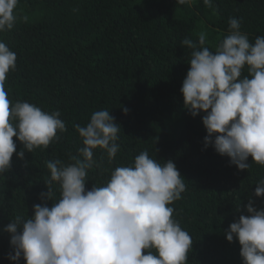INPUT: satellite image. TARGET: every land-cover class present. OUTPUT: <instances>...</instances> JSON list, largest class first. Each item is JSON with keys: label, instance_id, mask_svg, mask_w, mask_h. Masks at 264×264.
<instances>
[{"label": "trees", "instance_id": "1", "mask_svg": "<svg viewBox=\"0 0 264 264\" xmlns=\"http://www.w3.org/2000/svg\"><path fill=\"white\" fill-rule=\"evenodd\" d=\"M14 14L13 29L0 32L17 56L5 81L8 98L59 111L67 131L33 152L13 137L24 157L14 152L11 168L0 175V264H16L8 258L13 247L5 227L17 216L31 218L35 204L50 207L60 198L58 185L53 200L41 196L48 191L46 162L70 163L83 146L74 125L86 126L99 110L120 126V149L111 161L94 150L86 190L106 184L116 167L132 165L144 150L161 164L172 160L186 185L169 206L193 239L188 264H243L241 245L235 237L229 242L225 230L250 215L249 201L264 208V196L255 195L264 166L249 156V168L239 170L211 144L204 147L205 113L193 117L180 91L192 52L181 42H198L203 32L215 52L234 17L254 43L264 36V0H212L211 7L203 0H19ZM18 264H26L22 256Z\"/></svg>", "mask_w": 264, "mask_h": 264}, {"label": "clouds", "instance_id": "2", "mask_svg": "<svg viewBox=\"0 0 264 264\" xmlns=\"http://www.w3.org/2000/svg\"><path fill=\"white\" fill-rule=\"evenodd\" d=\"M190 2L177 0L181 5ZM18 3L0 0V32L13 29ZM203 3L212 6V0ZM240 28V21L230 18L229 34L215 52L205 46L203 32L198 42H181L192 52L180 91L193 117L205 113L204 147L211 144L244 170L250 166L249 156L264 166V36L251 43ZM16 59L0 40V175L12 166L13 137L33 152L67 131L59 111L49 113L26 101L9 100L5 81ZM245 67L248 74L242 76ZM74 127L83 144L78 155H70L68 164L46 162L48 191L41 196L53 200V186L58 185L60 198L50 207L35 204L31 218L17 216L5 227L14 253L8 258L16 264L21 256L26 264H188L193 239L169 206L186 190L175 163L161 164L144 150L132 165L116 167L106 184L86 190L88 170L96 164L94 150L103 149L113 160L120 149V126L108 110H99L86 126ZM16 154L23 159L24 151ZM255 195L264 196V179ZM246 209L250 215L232 222L225 236L229 242L238 240L243 264H264V208L257 210L249 201Z\"/></svg>", "mask_w": 264, "mask_h": 264}]
</instances>
